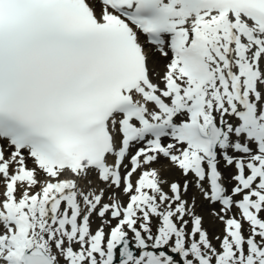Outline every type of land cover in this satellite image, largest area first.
Returning <instances> with one entry per match:
<instances>
[{
	"label": "snow or ice",
	"instance_id": "obj_1",
	"mask_svg": "<svg viewBox=\"0 0 264 264\" xmlns=\"http://www.w3.org/2000/svg\"><path fill=\"white\" fill-rule=\"evenodd\" d=\"M117 261L264 264V0H0V264Z\"/></svg>",
	"mask_w": 264,
	"mask_h": 264
},
{
	"label": "bare ground",
	"instance_id": "obj_2",
	"mask_svg": "<svg viewBox=\"0 0 264 264\" xmlns=\"http://www.w3.org/2000/svg\"><path fill=\"white\" fill-rule=\"evenodd\" d=\"M160 64H163V61L161 60L160 61ZM164 175H167L168 176V179H176V178H178V175L177 174H169V173H167V172H164L163 173ZM189 196L191 197V196H196V199H197V204H198V206L199 205H202L204 202L201 200V198H200V196H199V193L194 189V188H192V189H190V191H189ZM198 211L200 212V214H202V215H205V218H206V224H205V226L206 227H209V229H210V231H212V229H211V227H210V218L207 216V209L206 208H204V207H198ZM216 231H217V229H215Z\"/></svg>",
	"mask_w": 264,
	"mask_h": 264
}]
</instances>
